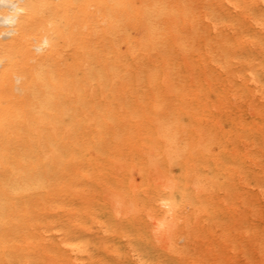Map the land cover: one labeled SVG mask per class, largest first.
<instances>
[{"label": "bare ground", "instance_id": "obj_1", "mask_svg": "<svg viewBox=\"0 0 264 264\" xmlns=\"http://www.w3.org/2000/svg\"><path fill=\"white\" fill-rule=\"evenodd\" d=\"M0 264H264V0H0Z\"/></svg>", "mask_w": 264, "mask_h": 264}]
</instances>
